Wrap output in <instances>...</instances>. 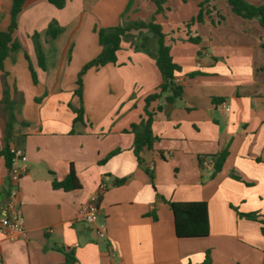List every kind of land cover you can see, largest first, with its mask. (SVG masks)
<instances>
[{
  "label": "crops",
  "instance_id": "1",
  "mask_svg": "<svg viewBox=\"0 0 264 264\" xmlns=\"http://www.w3.org/2000/svg\"><path fill=\"white\" fill-rule=\"evenodd\" d=\"M12 2L0 0L2 31L10 25ZM161 8L157 13L150 0H66L57 9L34 0L19 14L13 37L21 50L4 68L19 118L14 141L28 160L20 183L25 234L0 231V264H67V254L74 264H202L207 255L211 264H264V27L258 18L235 15L224 0H163ZM153 18L181 68L175 82L182 96L168 103L165 94L147 106L162 75L156 43L142 29L149 42L132 30L115 64L85 73L81 103L78 75L102 52L97 30ZM53 22L63 31L48 40ZM3 92L0 70V103ZM81 104L84 120L75 122ZM146 107L156 140L140 153L139 164ZM1 115L0 106V145ZM223 153L225 163L214 174L208 164ZM71 169L81 188L54 189L53 181H64ZM102 183L108 188L96 200L98 221H80ZM10 188L0 156V218ZM173 202H205L209 235L177 238ZM101 226L103 239L96 234Z\"/></svg>",
  "mask_w": 264,
  "mask_h": 264
},
{
  "label": "trees",
  "instance_id": "2",
  "mask_svg": "<svg viewBox=\"0 0 264 264\" xmlns=\"http://www.w3.org/2000/svg\"><path fill=\"white\" fill-rule=\"evenodd\" d=\"M33 1L34 0H13L10 10V25L6 31L0 30V70L2 71V82L4 87L3 99L0 103L2 110L1 116L3 118L2 120L4 121L2 128V143L0 145V156L5 158L8 169H11L12 162L15 157V154L11 151L12 148L20 149L14 141V127L15 124L19 122V118L15 111L16 102L13 101L9 96L7 73L4 68V62L8 58H12L17 52L21 50L19 42L13 37L17 29V19L19 14ZM150 1L156 4L158 8L157 13H160L162 11L161 4L163 0ZM224 1L235 15L243 19L258 18L261 25L264 27V5L254 6L247 0ZM48 2L54 5L57 9H63L66 4V0H48ZM202 8L203 5H201V10L196 18V21L198 22H201L203 19ZM142 29H148L152 35L153 41L156 43V50L154 52L156 55V64L162 75V84L160 85L158 91L148 96L145 100L147 106L151 102L162 98L165 94L167 95L166 100L168 103H174L182 96L183 88L177 85L175 82V77L181 72V68L176 63H174L170 47L165 44V35L162 32V27L161 25L155 23L153 18V20L149 23L139 21L128 26L101 28L97 30L102 52L94 60L86 64L78 75V88L75 91V94L81 99V103L83 95V76L85 73L91 68H101L107 64H115L117 62V53L121 49V44L129 37V32L132 30L139 31V36H142L143 42H149L151 39L144 36V33L141 31ZM62 31L63 29L55 22L51 23L46 32L47 39H55ZM33 41L35 43L39 66L42 69H45L44 54L41 50L39 36L37 34L33 36ZM196 42L199 43L198 40H196ZM25 57L27 61H29V57L27 55H25ZM29 69L33 82L37 84V74L30 62ZM147 109L148 108L146 107L147 119L142 121V124L145 128V135L138 140V145L136 147V154L139 164H142L140 153L145 148L151 149L153 147V143L156 140V137L152 132L153 115L148 112ZM74 112L76 114L75 122H82L84 120L83 104H81L79 109H75ZM117 153L118 152H114L109 157L114 156ZM226 158L227 154L223 153L214 161V174L221 171ZM124 182V179L117 180L116 184L121 185ZM53 188L62 189L67 192L79 190L81 188V184L74 169L70 170L64 181L58 182L54 180ZM170 207L173 213L175 234L177 238H204L209 235V214L208 206L205 202H173L170 203ZM240 215L249 220L258 219L256 214ZM262 232L264 233V228L262 229ZM71 260H73L72 256L67 254V264H74V262H71ZM202 264H211L208 255Z\"/></svg>",
  "mask_w": 264,
  "mask_h": 264
},
{
  "label": "built area",
  "instance_id": "3",
  "mask_svg": "<svg viewBox=\"0 0 264 264\" xmlns=\"http://www.w3.org/2000/svg\"><path fill=\"white\" fill-rule=\"evenodd\" d=\"M227 112L230 111V107L227 103L221 105ZM12 153L15 157L12 162V167L9 169V175L11 180V188L9 190V197L7 202V213L4 218H0V231H15L21 235L25 234L24 219L20 210V194H21V179L27 168V157L23 150L18 148H12ZM209 167H214V161L211 160L208 164ZM107 185L102 183L99 185L98 193L93 197L90 203L86 204L79 213V220L90 224H96L98 221V207L96 200L99 195L107 190ZM50 233L53 230H49ZM96 234L99 238H105V230L101 226L96 228ZM78 246V244L76 245Z\"/></svg>",
  "mask_w": 264,
  "mask_h": 264
},
{
  "label": "rangeland",
  "instance_id": "4",
  "mask_svg": "<svg viewBox=\"0 0 264 264\" xmlns=\"http://www.w3.org/2000/svg\"><path fill=\"white\" fill-rule=\"evenodd\" d=\"M139 37H140V36H137L136 38H139ZM139 39H143V38L141 37V38H139ZM139 39H138V40H139ZM167 106H168V105H167ZM167 106H166V107H167Z\"/></svg>",
  "mask_w": 264,
  "mask_h": 264
},
{
  "label": "water",
  "instance_id": "5",
  "mask_svg": "<svg viewBox=\"0 0 264 264\" xmlns=\"http://www.w3.org/2000/svg\"><path fill=\"white\" fill-rule=\"evenodd\" d=\"M171 105V104H170Z\"/></svg>",
  "mask_w": 264,
  "mask_h": 264
}]
</instances>
